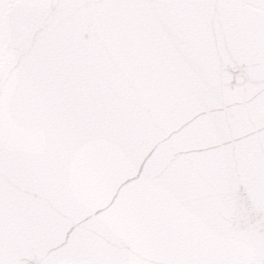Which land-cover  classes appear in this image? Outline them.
<instances>
[{
	"label": "water",
	"instance_id": "obj_1",
	"mask_svg": "<svg viewBox=\"0 0 264 264\" xmlns=\"http://www.w3.org/2000/svg\"><path fill=\"white\" fill-rule=\"evenodd\" d=\"M0 264H264V0H0Z\"/></svg>",
	"mask_w": 264,
	"mask_h": 264
}]
</instances>
